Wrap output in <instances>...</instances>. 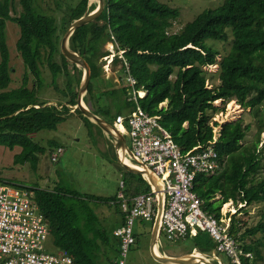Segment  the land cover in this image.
Instances as JSON below:
<instances>
[{
	"label": "trees",
	"instance_id": "trees-1",
	"mask_svg": "<svg viewBox=\"0 0 264 264\" xmlns=\"http://www.w3.org/2000/svg\"><path fill=\"white\" fill-rule=\"evenodd\" d=\"M53 1L62 12L59 23L53 10L47 12L36 0H19L21 11L17 15L10 13L13 0H0V143L10 148L18 146L14 159L29 161L32 168L37 166L42 154L47 155V151L51 154L58 146L62 147L53 139L47 140V147L36 141L34 135L43 128L56 129L74 111L83 118L88 129L96 125L101 132L97 123L78 108L72 109L83 71L60 50L65 29L74 19L91 10L87 8L88 0ZM103 2L101 13L94 20L76 26L68 37L69 48L84 58L90 68V80L82 100L93 114L113 125L117 114H126L136 106L132 87L125 80L126 63L135 78L134 89L145 91L137 96V103L148 113L159 115V122L182 152L213 139V124L217 121H209L225 108V105L221 108L215 104L217 99L224 102L236 99L242 108H250L255 114L264 113V0H220L215 7L204 8L175 33L169 29L180 13L178 8L165 2ZM94 7L93 4L90 8ZM8 20L15 21L19 27L15 47L25 66L21 84L15 87H9ZM229 30L232 44L218 62L219 82L208 87L205 83L207 71L203 66L215 63L219 52L207 39H228ZM107 41L115 43L113 63L121 62L119 84L103 77V56L109 53L103 45ZM44 67L49 70L50 83L45 80ZM59 75L64 77V88L57 83ZM48 85L65 100L47 103L49 100L39 98V89ZM164 100L168 104L160 105ZM249 127L243 118L221 124L214 147L222 167L215 172L199 173L194 189L202 199V208L217 217L221 215L222 203L229 199L233 204H243L239 208L257 206L255 224L248 226L245 220L232 213L228 228L246 254L242 257L243 264H257L263 259L264 248V143L258 147L261 128L254 139L246 141ZM121 176L125 196L151 189L150 181L140 172L125 168ZM11 184L34 192L49 223L53 242L66 249L76 264H102L100 252L107 257L111 255L110 264H115L119 255L118 239L112 233L114 240L111 242L105 229L97 223L98 217L77 192L58 185L46 188ZM216 195L219 196L216 198ZM86 197L103 199L93 194ZM118 200L117 191L105 198L120 210L121 224L124 213ZM237 211L241 212L238 209L235 213ZM150 221L152 226L154 219ZM189 237L193 238L190 252L196 250L211 255L216 247L215 240L206 231L198 230L196 235ZM217 256H221L223 264H234L225 254L217 253ZM214 261L219 264L217 259Z\"/></svg>",
	"mask_w": 264,
	"mask_h": 264
},
{
	"label": "built area",
	"instance_id": "built-area-1",
	"mask_svg": "<svg viewBox=\"0 0 264 264\" xmlns=\"http://www.w3.org/2000/svg\"><path fill=\"white\" fill-rule=\"evenodd\" d=\"M125 70V80L133 89L136 106L126 114H117L114 126L120 125L127 132L131 149L128 164L132 166L139 162L146 168L140 173L148 178L151 189L125 196L123 180L119 181L117 196L124 220L112 231L119 242L115 264H126L128 251L134 243L135 219L153 220L162 193L164 201L160 210L158 242L161 238L181 241L190 234L196 235L198 230L206 231L215 240L217 251L230 257L234 264H243L242 257L246 254L228 230L230 214L235 210L228 214L221 212L217 217L202 208V199L194 189L199 173L215 172L222 167L214 147L216 139L182 152L167 128L159 122V115L148 113L137 103V96L143 95V90L135 91V78L129 73L127 63ZM62 151L63 148L58 146L50 154L51 160H56ZM146 171L154 174L156 180L142 173ZM229 203L232 205L233 202ZM51 237L49 223L34 192L0 182V264H76L66 249L52 244ZM219 261L222 263L221 259Z\"/></svg>",
	"mask_w": 264,
	"mask_h": 264
},
{
	"label": "rangeland",
	"instance_id": "rangeland-1",
	"mask_svg": "<svg viewBox=\"0 0 264 264\" xmlns=\"http://www.w3.org/2000/svg\"><path fill=\"white\" fill-rule=\"evenodd\" d=\"M73 1L74 0H70V2ZM159 1L165 2L169 4V6L176 7L179 10L180 14L178 18L173 21V26L169 29L172 33L180 32L183 27L188 22L192 21L196 15L203 11L204 8L215 7L220 2V0ZM36 2L41 8L47 10V12L53 10L54 14L57 16V22H60L59 16L62 12L55 7L53 0H36ZM97 3V0H88L87 8L93 10L95 7L93 9L90 7L93 4L96 6ZM20 11L21 5L19 0H13V6L10 13L12 15H17ZM18 35V25L15 21L8 20L6 22V42L9 49V65L11 66V81L9 87H15L21 84L22 73L25 70L22 58L15 47ZM207 42L214 46L219 52L215 57V63L203 66L207 71L205 83L208 87H211L219 82L217 75L219 68L218 62L231 47V31L229 30L228 39L222 40L208 38ZM109 43L111 45H109ZM112 43L107 41L103 45L105 50H109V53L103 56V77L105 79L112 78L116 84H119L118 70L120 69L121 62L117 61L113 63L112 61L115 52V43ZM120 55L123 59L122 53ZM57 59H59L58 56ZM76 66L81 67L84 73V69L81 65ZM43 70L46 82L50 83L51 77L48 68L44 67ZM171 79H174V75L171 76ZM57 83L61 88L65 87L64 77L62 75L58 76ZM79 86L77 87V91L79 90ZM137 90L138 89H135V91ZM38 95L39 98L42 97L45 100H49L47 103H56L65 100V98H63L52 85L40 88ZM133 96L134 92L132 89V98ZM166 103L168 104V101L164 100L160 105H165ZM215 104L221 108L225 105V108L216 112L212 117V120L209 121L210 123L214 120L217 121L215 125L213 124V139L217 138L222 123L243 118L245 123L250 125L246 132V141L254 139L256 132L261 128L263 132L260 134L261 141L258 147L264 143L263 112L258 114L252 113L250 108H242L236 99L224 102L220 98L215 101ZM73 108H76L75 105L72 106V109ZM260 118L262 121H260ZM122 135L128 140V134L126 131H124ZM48 138H54L59 141L62 144L63 152L57 161H53L50 158V152L47 151V155L42 154L40 156L35 168L31 167L29 161L14 159L15 153L19 150L18 146L10 148L5 144L0 143V181L24 184L27 186L36 185L47 188H52L53 186L58 185L63 189L77 192L85 199L86 204L98 217L97 223L101 228L105 229L108 238L112 240L113 236L110 233L109 227L116 222L120 210L109 204L108 201H105V198L110 197L116 191L118 188V181L123 177L120 173H125V167L119 162L116 152L113 149L115 148L113 137L107 135L102 128L100 132L96 125H93L88 129L83 122V118L74 111L73 114H70L65 120L61 121L56 129L43 128L34 135L36 141L38 140L41 144L45 145L48 144ZM125 156L131 160L127 153ZM88 194L100 196L103 199H90L86 197ZM226 204H228L227 209H225ZM239 207H241V205L233 203L231 205L229 202H225L222 203L220 212H226L228 214L239 209L241 212L237 211V213H234L233 215L245 220L248 226L255 224L257 221V206L242 207L244 210ZM151 228V221L140 220L139 218L135 219L133 226L135 242L131 245L128 251L126 264H154L149 249ZM247 242H251V240L247 239ZM156 243L162 254L166 252L168 256L180 257L190 252L193 238L189 237L184 241H168L161 238V241H156ZM216 252L223 255L221 252L215 251L214 249L211 256H217ZM262 253L263 259H259L257 264H264V248L262 249ZM99 254L104 255L103 252H100ZM210 259L212 261L217 259L219 264H223L221 256H218V258L210 257ZM219 259H221L222 263ZM100 262L102 263L101 260ZM156 264H158V262H156Z\"/></svg>",
	"mask_w": 264,
	"mask_h": 264
},
{
	"label": "water",
	"instance_id": "water-1",
	"mask_svg": "<svg viewBox=\"0 0 264 264\" xmlns=\"http://www.w3.org/2000/svg\"><path fill=\"white\" fill-rule=\"evenodd\" d=\"M98 3L95 6V8L89 12H86L84 14H82L81 16H79L78 18L74 19L69 26L65 29L61 40H60V50L62 52V54L71 62H74L76 65H81L84 69V73L81 79V84L79 86V90L77 92V97H76V104L75 107L78 108L82 114H84L87 117H91L93 116L95 119H97L99 122L103 123L105 126L111 128L112 130H114L115 132H117V134L120 136V139L123 141V144L125 145L126 149H127V154L129 156H131L130 152V146L127 142V140L123 137V135L121 134V132L112 124H109L107 122H105L104 120H102L100 117H98L97 115L93 114L85 105H83V101H82V96H83V92H85L88 82L90 80V68L88 63L86 62V60L84 58H82L77 52L71 50L68 46V37L69 35L72 33V31L74 30V28L78 25L87 23L89 21L94 20L102 11L103 6H104V2L103 0H97ZM100 126V125H99ZM101 127V126H100ZM122 165L132 171H137L135 170L132 166H130L128 163L120 160ZM137 164H139V162H137ZM140 172V171H137ZM144 173L146 176H148L151 180H156V176L154 174H151L150 172H142ZM164 201V194H161L158 206H157V212H156V216L154 218V221L152 223V228H151V238H150V244H149V249H150V254L152 255V258L156 261L159 262L161 264H183L186 262V260L188 259V257H190L191 255H194L196 253H198V251L194 250L184 256H180V257H173V256H168L167 254H163L162 256H158L155 251H154V247L156 245V239L159 236L160 232H159V217H160V210L162 207ZM201 253V252H199ZM203 257H201L202 262H200L199 264H203L206 260L208 261L209 264H218L215 261H212L210 259V257L212 258H218V256H211L208 254H203L201 253ZM205 260V261H204Z\"/></svg>",
	"mask_w": 264,
	"mask_h": 264
},
{
	"label": "bare ground",
	"instance_id": "bare-ground-1",
	"mask_svg": "<svg viewBox=\"0 0 264 264\" xmlns=\"http://www.w3.org/2000/svg\"><path fill=\"white\" fill-rule=\"evenodd\" d=\"M84 105V102L82 103ZM92 121H94L95 123H97L98 125L101 126L102 130L105 132V133H109V134H115V132L105 126L103 123L99 122L97 119H95L93 116L90 117ZM114 144L116 145V147L119 149V155H120V158L121 160H123L124 162L126 163H129L127 159H125V157L123 156V150H124V144H123V141L118 137L116 136V138L114 139ZM130 164V163H129ZM131 166V165H130ZM132 167L137 170V171H145L146 168L140 164H133ZM156 183V182H155ZM228 207V204L225 206V209H227ZM154 251L155 253L158 255V256H162L163 254L161 252H159L157 249H155L154 247ZM201 257L202 254L201 253H196L194 255H191L190 257H188V259L186 260L185 263L183 264H199L200 262H202L201 260ZM205 261V260H204ZM203 264H209L208 261L206 260Z\"/></svg>",
	"mask_w": 264,
	"mask_h": 264
},
{
	"label": "crops",
	"instance_id": "crops-1",
	"mask_svg": "<svg viewBox=\"0 0 264 264\" xmlns=\"http://www.w3.org/2000/svg\"><path fill=\"white\" fill-rule=\"evenodd\" d=\"M111 42V41H110ZM112 43V42H111ZM113 44V43H112ZM119 77V76H118ZM120 80V79H119ZM143 93H145V91L143 90ZM142 95V94H141ZM83 101V100H82ZM84 105H85V103H84ZM86 106V105H85ZM119 114H121V113H119ZM89 118V117H88ZM91 119V118H90ZM113 125H114V123H113ZM116 128L121 132V134L125 131V130H123L122 128H121V126L120 125H117L116 126ZM114 131V130H113ZM107 135H110L111 137H113V142H114V139L116 138V136H118L119 138H120V136L117 134V132H115V134H109V133H106ZM105 137V136H104ZM124 137V136H123ZM48 139H53V140H55V142H57V144L58 145H62L59 141H57L56 139H54V138H48ZM104 139H106V138H104ZM47 142H49V141H47ZM128 142V141H127ZM115 145V144H114ZM125 146V145H124ZM114 149V151L116 152V155H117V157H118V160H119V162L121 163V158H120V155H119V149L116 147V145H115V148H113ZM123 152L126 154L127 153V149H126V147H124V150H123ZM125 157V159H127L128 160V158L126 157V156H124ZM130 157V156H129ZM59 158V157H58ZM58 160V159H57ZM56 160V161H57ZM123 161V160H122ZM129 162V161H128ZM130 163V162H129ZM38 164V163H37ZM122 164V163H121ZM48 171H49V167H48ZM120 175H121V173H120ZM118 183H119V181H118ZM41 187V186H40ZM54 187V186H53ZM52 187V188H53ZM47 188V187H46ZM118 189V188H117ZM117 189H116V191H117ZM116 191L114 192V193H116ZM113 193V194H114ZM219 195H216L215 197L217 198ZM230 201H232L231 199H229L228 201H226V202H230ZM225 203V202H224ZM227 205V204H226ZM225 205V206H226ZM239 205H241V206H243V204H241V203H239ZM120 217H121V212L118 214V216H117V220H116V222L111 226V227H109V230H110V233L112 234V229L115 227V226H117L119 223H120ZM150 235H151V231H150ZM52 238V237H51ZM157 239H158V237H157ZM157 239H156V241H157ZM114 240V237H113V239L111 240V242ZM181 241H184V240H181ZM158 242V241H157ZM52 244H54V246H56V244L53 242V238H52ZM110 247V246H109ZM111 249V248H110ZM109 249V250H110ZM155 249H157L159 252H161L160 250H159V247L157 246V243H156V245H155ZM164 252V251H163ZM164 254H166V252H164ZM110 258H111V255H109L108 257L106 256V255H102L101 257H100V260L102 261V264H110ZM154 260V259H153ZM154 264H156V261L154 260ZM158 264H161V263H159L158 262Z\"/></svg>",
	"mask_w": 264,
	"mask_h": 264
}]
</instances>
